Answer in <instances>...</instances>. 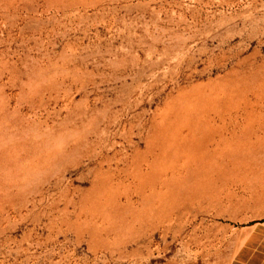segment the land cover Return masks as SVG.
Masks as SVG:
<instances>
[{"label": "rangeland", "instance_id": "1", "mask_svg": "<svg viewBox=\"0 0 264 264\" xmlns=\"http://www.w3.org/2000/svg\"><path fill=\"white\" fill-rule=\"evenodd\" d=\"M255 224L264 0H0V264H230Z\"/></svg>", "mask_w": 264, "mask_h": 264}, {"label": "crops", "instance_id": "2", "mask_svg": "<svg viewBox=\"0 0 264 264\" xmlns=\"http://www.w3.org/2000/svg\"><path fill=\"white\" fill-rule=\"evenodd\" d=\"M245 229L249 233L230 264H264V224Z\"/></svg>", "mask_w": 264, "mask_h": 264}, {"label": "bare ground", "instance_id": "3", "mask_svg": "<svg viewBox=\"0 0 264 264\" xmlns=\"http://www.w3.org/2000/svg\"><path fill=\"white\" fill-rule=\"evenodd\" d=\"M256 206V205H255ZM240 232V231H239ZM246 232V231H245ZM242 234H245V233H243V232H241ZM240 243V242H239ZM238 247V246H237ZM235 253V252H234Z\"/></svg>", "mask_w": 264, "mask_h": 264}]
</instances>
